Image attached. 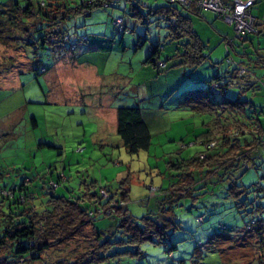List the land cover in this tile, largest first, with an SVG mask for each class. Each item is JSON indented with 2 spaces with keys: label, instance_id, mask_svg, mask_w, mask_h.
I'll return each instance as SVG.
<instances>
[{
  "label": "rangeland",
  "instance_id": "374dc122",
  "mask_svg": "<svg viewBox=\"0 0 264 264\" xmlns=\"http://www.w3.org/2000/svg\"><path fill=\"white\" fill-rule=\"evenodd\" d=\"M6 1L0 0V5ZM133 3L137 4V14L131 9ZM166 4V0H119L113 6L94 7L89 15L79 13L65 20L60 28L70 33L72 39L77 34L89 37L81 44L82 52L76 51L74 63L64 57L55 63L52 56L55 49L46 46L34 54L32 46L27 44L23 45L25 52H21L23 59L21 50L15 47L24 41L16 40L17 45L12 46L0 37L6 43L0 47L1 65L9 66L7 56H12L16 63L11 69L13 74H0V85L11 86L0 91V189L24 183L30 191L28 205L43 207L51 193L75 198L82 183L90 181H95L96 188L105 186L115 192L127 177V208L137 223L158 222L165 209H171L176 227L168 228L166 242L157 243V236L155 241L142 242V253L136 255L131 252L135 249L134 242H118L127 237L120 231L122 227L118 230L111 225L115 221L112 217L96 219L94 224L102 229L100 240L106 241V248L101 250L103 258L94 264H179L180 261L192 264V258H196L193 264H243L240 257H247L254 249L237 246L235 250L233 245L255 216L252 201L264 202L263 198L256 199L259 191L255 190L256 183L264 184V157L259 155L247 161L249 168L234 179L239 187L233 185V180L215 184L208 181L194 193L210 189L209 192L179 198L172 208L169 203L161 207V199L182 177L180 172L185 171L184 163L176 167V162L196 155L203 147L194 140L204 130L203 122L208 116L179 102L185 91L205 87L214 74L221 76L232 70L235 64L228 65L227 56L235 63L244 61L247 75L254 83L245 86L241 93L242 98L250 101L248 116L264 119V66L254 65L249 58L240 56V52L247 51L252 59L256 58L258 43L255 42L264 43V35L250 33L253 44L243 41L242 45L234 39L230 46L220 29V25L227 28L230 37L233 33L230 24L217 17L213 19V15L199 19L184 9L185 14L192 15L193 26L207 54L202 63L192 66L172 56L177 51L176 42L169 38L168 20L163 13L149 12ZM117 16L123 17L127 31H117L113 24ZM158 43L163 46L160 60L166 61V70L146 62L150 47ZM63 49L65 46L58 52ZM25 57L40 59L36 65L49 67L48 72L36 74ZM20 60L26 62L20 65ZM227 78L220 77V81L226 83ZM228 86L227 95L232 98L242 90L234 83ZM65 89L62 98L59 91ZM133 105L144 111L151 143L147 149L129 153L116 133V116L112 110ZM242 137L249 136L243 133L239 138ZM196 168L202 170L198 163ZM211 168L205 166L195 176L206 173L207 176ZM58 174L62 175L60 179ZM51 180L58 182L57 187H50ZM224 235L223 241L230 243L228 248L218 250L217 240ZM89 236L93 233L88 227L77 230L74 239L53 244L46 259L55 260L66 251L68 255L84 253L95 246L89 243ZM248 240H252L251 236ZM172 242L176 247L170 250Z\"/></svg>",
  "mask_w": 264,
  "mask_h": 264
},
{
  "label": "trees",
  "instance_id": "16d2710c",
  "mask_svg": "<svg viewBox=\"0 0 264 264\" xmlns=\"http://www.w3.org/2000/svg\"><path fill=\"white\" fill-rule=\"evenodd\" d=\"M118 1L8 0L0 5V37L12 46L17 45L16 40L24 41L22 45H19L20 47H15V49L21 50L20 54L25 52L23 45L27 44L32 46L34 54L46 46L55 49L52 54L55 63L61 57L76 58V51L82 52L81 44L87 42L89 37L86 34H77L72 39L70 33L60 28L61 23L79 13L89 15L94 7L113 6ZM166 1V5L152 8L149 12L163 13L164 19L168 20L169 38L176 42L177 51L172 56L178 57L181 61L184 60L192 66L202 63L207 58V54L203 52L204 43L193 26L192 15L185 14L184 9L199 19L204 18L203 13L211 12L214 14V18H220L230 24L233 33L227 37L228 40L226 39L230 46H233L234 39L240 40L242 45L243 41H249L250 45L253 44L250 33H259L260 30L258 19L252 12V5L256 0H253L249 7L255 23V31L243 34L237 33L234 23H228L221 14L196 5L197 0H191L189 4ZM233 1L223 0L225 5H231ZM131 9L134 10V14H137L136 3L131 4ZM118 20L121 21L118 22ZM123 22L122 16L113 18V24L117 31H127V26ZM261 30L264 32V28ZM1 39L0 47L6 44ZM140 39L141 37H138L139 41ZM255 43H258L257 47L254 46L256 58L252 59L247 51L240 52V56L249 58L254 65L264 66V45L261 46L259 41ZM64 46L65 49L58 52L59 48ZM161 50H163L161 44L152 45L146 62H151L153 66L166 70L168 68L166 61L160 60ZM7 57L10 60L9 66L3 68L0 63V74H13L11 69L16 66V63L12 56ZM22 57L24 59V56ZM170 57L171 55L168 56V59ZM25 59L30 62L29 68L36 71V74L48 72L49 67L36 65L40 59L33 60L26 57ZM25 62L20 60L19 64L22 65L21 63ZM225 62L228 65L235 64L232 65L234 68L230 71L227 70L225 75L214 74L207 80L208 84L205 87L185 91L179 102L181 106L195 110L197 113H205L208 120H204V130L194 140V143L199 142L203 147L196 152V155L188 159H181V163L176 162V167H180V164L184 163L182 165H185L183 168L185 171L180 172L183 174L182 177L172 185L169 193L163 194L161 207L164 206V203H169L168 206L172 208L174 204H177L179 198L187 195L199 196L201 193L209 192L210 189L194 193V190L203 188L208 181L215 184L233 180V185L239 187L234 179L240 172L249 168L247 161L250 162L259 155L264 157V119L258 115L248 116L247 107L250 101L241 97V93L246 87L254 83H251V78L247 75L248 69L243 65L244 61L238 60L235 63L232 57L227 56ZM220 77H228V80L225 81L226 83H222ZM230 83H234L236 86H240L239 89H242L239 90L240 93L237 97L232 98L227 95L230 92L228 86ZM9 87L11 86L0 85V91ZM256 111L254 108V112ZM32 123L36 125L33 117ZM116 133L120 137L121 144L129 153L147 149L151 143V133L144 117V111L138 105L116 107ZM243 133L248 134L249 137L240 139L239 136ZM197 163L202 170H197ZM205 166L212 167L211 171H207L209 174L195 176V173L203 171ZM61 177L62 175L58 174V178ZM214 178L216 179L214 180ZM126 179L127 177H124L121 180V185L115 192H110L105 186L96 188L95 181H90V183H82L80 194L75 198L51 193L48 204L43 207L28 205L30 191L24 183L13 185L9 189L6 187L0 189V264H37L38 262L40 264H94L97 259L103 258L101 250L106 248L104 246L106 241L100 240L102 229H98L94 224L96 219L103 217H112L115 221L111 225L116 226L118 230L120 227L123 228L120 231H123L127 238L119 239L118 242H134L135 247L133 248L135 249L131 250L133 254H141L142 242L155 241L156 236L157 243L166 242L165 236L168 235V228L176 227L171 209H165L162 220L139 225L127 208L129 187ZM52 183L56 185L53 186ZM57 185V181L51 180V188H55ZM17 190L18 194H16ZM255 190L259 191V195L256 194V199H264V184L256 183ZM260 192L263 193L262 196H260ZM252 203L255 208V216L252 217V221L246 224V231L238 236L233 246L235 250L237 246H249V249H254V252H250L247 257L239 256L241 261H244L243 264H264V202L253 200ZM145 218L148 219V217ZM200 219L202 221L201 216ZM85 227H88L93 233L92 237L89 236L88 241L94 243L95 246L77 255L74 253L68 255L66 251L55 260L46 259L47 252L53 244H63L65 241L74 239V233ZM248 236H251L252 240H248ZM224 237L225 235L217 240L219 242L216 249L228 248L227 245L230 242L226 244L227 241H223ZM198 246L199 243L196 249ZM175 247L176 243L172 242L169 249ZM183 262L180 261L179 264H184L185 262ZM195 262L196 258H192V264Z\"/></svg>",
  "mask_w": 264,
  "mask_h": 264
},
{
  "label": "built area",
  "instance_id": "2783aa9c",
  "mask_svg": "<svg viewBox=\"0 0 264 264\" xmlns=\"http://www.w3.org/2000/svg\"><path fill=\"white\" fill-rule=\"evenodd\" d=\"M170 1L182 2L183 4L191 3V0ZM252 3L253 0H234L231 5H225L223 0H197L196 5L221 14L228 23H234V29L237 33L243 34L255 31V23L249 11ZM120 21L118 20V22ZM52 185L55 186L56 184L52 183ZM102 193L105 195L104 191Z\"/></svg>",
  "mask_w": 264,
  "mask_h": 264
},
{
  "label": "crops",
  "instance_id": "0c3cea01",
  "mask_svg": "<svg viewBox=\"0 0 264 264\" xmlns=\"http://www.w3.org/2000/svg\"><path fill=\"white\" fill-rule=\"evenodd\" d=\"M228 1H230V0H228ZM254 8H256V10H254ZM252 12L257 17L258 22H259V29L260 30H259V33H257V34H263L264 35L263 30H261L262 28H264V19H263V15H264V0H256L255 3L252 5ZM205 13H210V14L209 15H207V14L204 15ZM205 13H203V15L205 17H207V18H212V15L214 16V14L211 13V12H205ZM213 19H215V18H213ZM212 24H213V22H212ZM220 29L225 34V40L226 39L228 40V38H227L228 37V35H227L228 29L224 28V26H221V25H220ZM253 42H254V40H253ZM253 42L251 41V43H253ZM245 43H247V41ZM259 43H260L261 46L264 45V43H261V42H259ZM68 60L72 61L71 63H74V61L77 60V59L72 58V59H68ZM56 67H58V65H56ZM61 91L62 90L59 91V96L64 98V95L67 92V90L65 89V90H63V92H61ZM56 97H58V96H56ZM112 114L113 115L115 114V116H116V107L114 108V110H112Z\"/></svg>",
  "mask_w": 264,
  "mask_h": 264
}]
</instances>
